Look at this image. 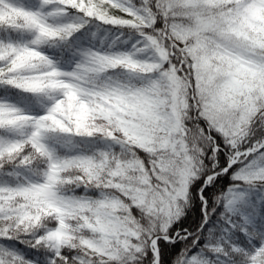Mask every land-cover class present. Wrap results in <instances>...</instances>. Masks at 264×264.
<instances>
[{
    "label": "snow or ice",
    "instance_id": "1",
    "mask_svg": "<svg viewBox=\"0 0 264 264\" xmlns=\"http://www.w3.org/2000/svg\"><path fill=\"white\" fill-rule=\"evenodd\" d=\"M0 264H264V0H0Z\"/></svg>",
    "mask_w": 264,
    "mask_h": 264
},
{
    "label": "trees",
    "instance_id": "2",
    "mask_svg": "<svg viewBox=\"0 0 264 264\" xmlns=\"http://www.w3.org/2000/svg\"><path fill=\"white\" fill-rule=\"evenodd\" d=\"M225 183H226V181H225ZM176 250H178V248ZM176 250H170V253L174 254V251H176Z\"/></svg>",
    "mask_w": 264,
    "mask_h": 264
}]
</instances>
